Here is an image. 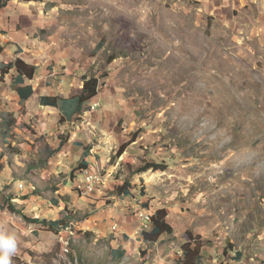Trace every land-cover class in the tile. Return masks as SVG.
<instances>
[{"label": "rangeland", "instance_id": "1", "mask_svg": "<svg viewBox=\"0 0 264 264\" xmlns=\"http://www.w3.org/2000/svg\"><path fill=\"white\" fill-rule=\"evenodd\" d=\"M45 7L56 9L43 17L38 47L0 56V189L17 211L0 198V233L17 238L11 264H81L70 261L64 239L32 221L71 222L70 234L97 212L95 197L106 213L114 203L98 196L100 175L93 173L99 185L90 197L72 182L78 164L59 155L67 135L53 131L62 123L44 118L35 102L15 101L16 73L1 70L16 53L47 63L44 73L86 68L100 78L106 127L120 122L126 140L130 130L139 134L140 159L132 151L112 182L141 181L150 204L170 209L174 234L146 247L136 236L127 249L138 264H177L186 232L204 245L201 264H264V0H54ZM107 136L101 151L113 157L117 134ZM148 162L168 170L137 177ZM137 205L135 217L144 210ZM112 230L117 237L120 229ZM81 240L85 264L122 263L120 253L110 258L104 250L109 240L100 245L91 232Z\"/></svg>", "mask_w": 264, "mask_h": 264}, {"label": "crops", "instance_id": "2", "mask_svg": "<svg viewBox=\"0 0 264 264\" xmlns=\"http://www.w3.org/2000/svg\"><path fill=\"white\" fill-rule=\"evenodd\" d=\"M47 3H54V0H39L38 2L30 3L15 0L10 3L6 8L0 10V45L4 47V53L0 56H3V59H6L5 57L7 56H5V53L7 52L11 56L14 55V53L17 51L15 50V48L18 49V52L20 49L21 52L23 49L26 51L25 45H30L31 47L36 48L38 47L37 45L39 40L38 37H36L35 35H37L40 29H42L41 26L43 25V17L47 19L50 16L49 12L56 9V7L46 9L45 6L47 5ZM5 45H7V47H5ZM42 46H44V43L42 44ZM46 48L47 50L51 49L49 46H47ZM18 54L19 53H16L15 56L21 58L29 65L37 66L38 70L33 80H28L25 78L20 80L16 71L14 70L16 76L12 78L13 80L11 82V85L14 88L13 93L15 101H19L25 104V107L30 105L32 102H35L34 107L37 111L43 112L44 118L48 119L50 122L53 123L54 121H52V119L58 121L57 123H62L59 125L58 128L54 130L51 129L49 131L51 133V131L53 130L54 132L67 135V142L65 145L66 148L63 147L62 152H60L59 155L62 157L71 158L72 163H75V165L82 161H86V163L88 164L96 163L102 168V170L104 169V181L106 185L101 188V193L98 196L106 195L108 197V200L106 199L107 201H114L113 204L107 207L108 213H106V209H102L101 207L103 205V202L100 200L99 197H95L94 199L99 200H91V202L97 203L94 208L97 210V212L94 213V215L89 220L80 223L81 227L78 228V231H75V233L70 232V234L62 233L61 235H58V233L55 232V235H53L51 239H59V237L61 239H66L64 240V242L66 244V248H68L69 250L68 256L70 258V261L72 262L78 260L79 262H81V264H85L84 255L86 256V253L80 251V247L84 246L81 238L82 234H85L86 232L93 233L94 238L99 241L100 245L106 244V242L109 240V245L107 248H104V250L109 253L110 258H113L116 253H120L121 257L123 258L121 264L130 263V260L133 257L136 261L137 256L135 254H131V250L127 249L128 244L133 245L132 242L136 240V236L138 239H140L138 232L140 230L139 228L141 226V223L134 216L137 211L134 209L136 208V205L144 204V206H146L152 214H154L158 210H166L168 215L170 213V209L167 207V205L159 207V205L154 204V202L153 204L149 203V200H147L148 196L144 194L145 185H142L141 181L134 180L133 182H131L128 179L123 180L124 178H126L123 175L119 178V180L115 179L117 180L116 183L112 182L113 180L111 179V177H113V173H116V171L120 167H122V164L128 159L129 154L132 151L133 157L137 156L138 159H140L141 154L134 153L136 151L135 147L137 142L133 143L130 147H128L126 153L120 158H115L117 151L115 152L113 157H111L108 152L105 153L104 151H101L105 143L108 142L106 140L108 139L109 141H111L109 138L106 139L105 136L107 135H109V137H113V134H117V140L115 144L117 146V149L120 145V141H122L118 140V137L121 136L122 138H124L123 142H126L127 140L125 139L126 136H123L124 134L122 135L119 133L118 125L120 122L115 126L111 125L110 128H107L106 123L102 122L101 119L106 114V109H102V107L105 106V104H103V101L100 100V102L102 103V107L100 108L101 110L99 113L87 115L85 113V106L83 107L84 109L82 110V113L77 110L76 98L77 96H79L83 88V82L81 80L84 76L87 75L86 68L82 67L81 65H78L77 69L79 70V74L73 68H71L70 71L69 69H67L66 72L69 71L67 74H62L60 72L62 68H58V66L57 68H54V74L50 72L44 73L43 70L46 71L48 66L47 63L46 65H37L35 64L34 60L27 59L24 53H20V55ZM53 61L55 62L57 60L53 58ZM7 62L9 61H6L5 63ZM40 69L42 70V73H40ZM12 72L13 71H11L10 73ZM59 72L62 76L60 78H56L55 74H58ZM86 77L91 78L90 75H87ZM77 81L80 82L78 85ZM28 87L33 89L34 94L27 101H21L19 94H21L22 98H26V94L28 92L25 90V88ZM99 90L100 88L98 89V96L94 99V101H98L101 97ZM42 97L52 98V100L56 101V103L58 104L57 107L59 109L41 106ZM108 105H110V103ZM101 112L103 114H100ZM103 126L105 127V135L101 136V130ZM129 129L126 130L124 133L128 132ZM131 131L133 130H130V134H132ZM100 144L102 145L100 146ZM85 151H89L88 157H86ZM145 157H143L142 160H145ZM153 159L156 158L153 157ZM54 161L58 160L55 159ZM151 172L154 173L153 171H149L141 175L138 174L137 177L144 178V175L150 176ZM125 182H127L128 184L126 188L127 191H123L124 193L122 192V195L119 196L116 191V188L121 187ZM114 191H116L118 196L117 194H113ZM138 205L137 209L139 207ZM44 206L45 205H43V207ZM139 217L141 218V213L139 214ZM52 221H57V219L53 218ZM68 223L69 222L64 224L63 227H65ZM114 224H118L120 226L119 232L121 234L119 233L117 237L120 238V236L125 235V237L123 238L126 240V243H121L122 241L120 239L118 240V238L114 234H111V228ZM67 230H69V228H67ZM162 239L165 238L162 237ZM141 242L144 243V247L149 245L146 242H143L142 240L138 241L136 244H138V246H141ZM61 246L64 245L58 243V246H56L57 251L61 252V250L63 249L61 248ZM74 253H76V255H74ZM54 255V252H49L50 259H53ZM89 255H92V253H90ZM100 255L102 257V251L100 252ZM58 258L60 259V253L58 255ZM141 263L149 264L148 262L144 263V259ZM110 264L115 263L112 261L110 262ZM133 264L138 263L136 261Z\"/></svg>", "mask_w": 264, "mask_h": 264}, {"label": "trees", "instance_id": "3", "mask_svg": "<svg viewBox=\"0 0 264 264\" xmlns=\"http://www.w3.org/2000/svg\"><path fill=\"white\" fill-rule=\"evenodd\" d=\"M15 0H0V10L6 8L10 3H12ZM22 2L30 3V2H38L39 0H20ZM4 53V47L0 45V55ZM16 71L18 78L22 80L23 78L28 79V80H33L36 72L38 70V67L35 65H29L27 64L24 60L21 58L15 56L11 61L5 63V67L1 70L2 75L6 76L9 74L11 71ZM100 78L96 77H91L88 78L84 76L82 78L83 82V88L77 96L76 101H77V110L82 113V110L84 109L83 107L88 110V103H90L94 98L98 96V89L100 88ZM24 81V80H23ZM25 90L28 92L26 94V98H22L21 94H19L21 101H27L30 99L34 92L32 88H25ZM94 104V103H93ZM91 104L90 107L93 105ZM41 106H47L55 109H59L57 106L58 104L56 101H53L52 98L48 97H42L41 98ZM41 117V115H39ZM14 125H16L14 123ZM119 126V125H118ZM128 140L126 142L120 141V145L117 149L115 158H120L122 157L128 147H130L133 143L137 142L139 138V134H131L127 136ZM63 142V141H62ZM86 157L89 155V151H85ZM88 164L84 161L78 163L77 171L81 170H86L88 168ZM168 167L165 165H159L155 162H148L146 164H143V166L139 167L137 170L138 174H144L149 171H153L154 173L157 172H165L167 171ZM4 171V166L3 164H0V175ZM72 182L74 181L75 178H72ZM128 184L125 182L121 187L118 188L117 193L122 194L123 191L126 190ZM7 188L0 189V198H2L9 208L17 212L13 200L15 199L13 196H7ZM127 191V190H126ZM124 193V192H123ZM146 207V206H145ZM147 208V207H146ZM168 214L166 210H158L153 214L152 221H153V226L151 229L144 230L141 234V237L143 238V241L146 242L147 244H156L162 236L164 235H172L174 234V228L171 226L167 220ZM63 220H57V221H48V220H40L36 219L33 220L32 223L35 225H41L43 227H47L49 230L48 232H56L60 233L63 229ZM185 244L181 248V252L183 253V258L182 260H178L177 264H201L202 262V254L201 250L204 248V245H202L201 240L197 237H194L190 232H186L183 236ZM225 254V253H224ZM242 259V254H238L237 260L240 261Z\"/></svg>", "mask_w": 264, "mask_h": 264}, {"label": "clouds", "instance_id": "4", "mask_svg": "<svg viewBox=\"0 0 264 264\" xmlns=\"http://www.w3.org/2000/svg\"><path fill=\"white\" fill-rule=\"evenodd\" d=\"M95 99V98H94ZM94 99L90 102V103H88V110L85 108V113L87 114V115H92V114H96V113H99L100 112V108L102 107V103L100 102V101H94ZM94 102H100V105H101V107H99L98 108V110L97 111H95V112H93V111H91V108H90V105L91 104H93ZM86 162V161H85ZM88 164V163H87ZM88 168L86 169V170H79L78 171V177H76L75 179H74V181L73 182H75L76 183V181L78 180V179H82V177H83V175H84V173L85 172H91V173H95V174H98V175H100L101 176V179H102V181H103V184L100 186V190H101V188L103 187V186H105L106 185V183H105V181H104V177H105V175H104V171H101L100 170V166L99 165H97L96 163H92V164H88ZM78 178V179H77ZM75 190H76V187H75ZM76 192H77V190H76ZM78 193V192H77ZM144 210L143 211H140V212H138L137 213V215H136V217L137 218H139V216H138V214L139 213H142V212H146V213H148V214H150L152 217H153V214L149 211V209L148 208H146L145 206H144V204H139ZM139 220V222L141 223L140 225H141V228H142V222H141V220L140 219H138ZM71 222H69L65 227H63V229H62V231L60 232V233H58V235H61L62 233H65L64 232V230H65V228L70 224ZM152 224H153V221H152ZM114 225H118V224H114ZM113 225V226H114ZM112 226V227H113ZM119 226V225H118ZM78 228L79 227H77L76 229H75V231H78ZM140 228V229H141ZM112 229V228H111ZM119 229H120V227H119ZM149 229H151V228H149ZM75 231H74V233H75ZM113 231V230H112ZM113 232H115V231H113ZM143 232V231H142ZM142 232H140V230H139V232H138V234H139V236H140V239L143 241V238L141 237V234H142ZM68 234V233H67ZM64 240H66V239H64ZM144 242V241H143ZM16 250H17V238H16V236H15V234H11V233H0V264H11V258H12V256L15 254V252H16Z\"/></svg>", "mask_w": 264, "mask_h": 264}, {"label": "built area", "instance_id": "5", "mask_svg": "<svg viewBox=\"0 0 264 264\" xmlns=\"http://www.w3.org/2000/svg\"><path fill=\"white\" fill-rule=\"evenodd\" d=\"M96 107L97 102H94L93 112L97 111ZM77 181H80L78 188L82 189L83 196L90 197V195L97 191V182L94 179L93 173L85 172L82 179H78ZM140 220L142 222L141 232L144 230H148L152 225V216L147 214L146 212L141 213ZM112 228H119V226L114 225Z\"/></svg>", "mask_w": 264, "mask_h": 264}, {"label": "bare ground", "instance_id": "6", "mask_svg": "<svg viewBox=\"0 0 264 264\" xmlns=\"http://www.w3.org/2000/svg\"><path fill=\"white\" fill-rule=\"evenodd\" d=\"M93 107H94V104L90 107L91 108V111H93ZM99 107H101L100 105V102H97V107L96 109H98ZM94 179L96 180L97 182V186L99 185V179H98V176H94ZM74 233V232H73Z\"/></svg>", "mask_w": 264, "mask_h": 264}]
</instances>
